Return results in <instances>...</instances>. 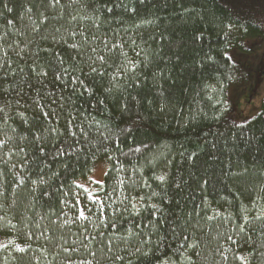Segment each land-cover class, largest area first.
I'll list each match as a JSON object with an SVG mask.
<instances>
[{"label": "trees", "instance_id": "trees-1", "mask_svg": "<svg viewBox=\"0 0 264 264\" xmlns=\"http://www.w3.org/2000/svg\"><path fill=\"white\" fill-rule=\"evenodd\" d=\"M102 40L121 47L69 98L54 54L69 67L73 43ZM262 46L264 0H0V264H264V102L250 120L234 106V55ZM49 94L64 107L39 108ZM69 113L87 135L53 158L65 136L46 129ZM99 162L104 216L76 187Z\"/></svg>", "mask_w": 264, "mask_h": 264}, {"label": "snow or ice", "instance_id": "snow-or-ice-1", "mask_svg": "<svg viewBox=\"0 0 264 264\" xmlns=\"http://www.w3.org/2000/svg\"><path fill=\"white\" fill-rule=\"evenodd\" d=\"M73 3L76 2V0H72ZM141 2H143V0H141ZM61 0H48V4L51 7H55L56 5L60 4ZM6 7V5H5ZM9 11H11V9H9ZM107 11H112V9H107ZM43 15V14H42ZM54 18V17H53ZM45 20H47V17L44 18ZM10 23V21H9ZM74 35V33H73ZM102 44H103V49H100L98 47H91V48H83L81 44L79 43H73L71 45V47L73 49L76 50V54L77 56L80 57L79 60H76L75 58H73V62L72 64L69 65V67H64L66 60L65 58L60 55L59 53H55L54 55L56 56V65H50V70L52 71V75H53V80L54 81H59L61 82V84L64 87H68L71 86L72 87V92L69 94V98L72 95H76L77 93H79L80 95H83L84 93H89L91 94V90L87 87V85L84 83L83 80L80 79V76H72V73H75L77 71H79L80 73H84L85 68L88 69V72L86 73V75H91L92 73H98L103 75V73H100L99 68L97 67V62H100L101 65H104L107 63L106 61V55L105 54H101L103 52L104 49L108 50V53H110L112 51V48H119L121 47L118 44H114L112 46L109 45V42L107 40H102ZM126 55V54H125ZM86 57V59H85ZM6 64L7 62L4 61L3 63H0V71H3L5 73V76L7 75V71L8 69L6 68ZM123 66V65H121ZM30 70L31 73L35 75L37 83L43 85L46 81V78L49 75V71L44 70L43 68H40L39 70L37 69V67L35 66V64L30 65ZM4 77H0V82H3ZM113 79H115V77H113ZM83 89V92L80 91V89ZM2 91L7 92V89H2ZM40 93L37 92V96H39ZM50 96H53V98L47 102L44 105H41L39 100H35L34 102L37 104V106L41 109L45 108V107H49L51 108V106L55 105L59 108H63L64 104L62 103L64 101V97L61 95L60 100L58 101L57 99L54 98V94H49ZM4 109L3 107H0V112H3ZM42 118H48L50 121L55 119L57 122L59 121V115L57 114L55 109H52V111H44L42 112ZM76 117L73 116L71 113H69L68 118H67V122L64 125V132H60V130L56 127H50L48 129H46V131L49 132L50 135H53V137L55 138V134L59 133L60 135H64L65 139L63 141V143L58 146L55 147V153H54V157H64V156H68L71 157L73 155L76 154V152L79 151V144H80V140L78 139L79 136L81 135H87L84 130L82 129V127L80 125H74V121H75ZM74 127H81V131L78 133L76 131L73 130ZM35 140L37 142H40L42 140V137L39 135L35 136ZM3 147V143L0 142V148ZM41 154H42V158L43 159H47V154L44 152V148L41 147L40 149ZM137 151H139V149H137ZM2 159V158H0ZM65 167H67V164H65ZM2 174V173H0ZM105 175H108V173L106 172ZM159 180L164 181L165 177L164 176H160L158 177ZM93 183H97L99 185H103L102 181H93ZM122 183V182H121ZM183 181L177 183V188H181ZM77 188H83V185L77 184L76 185ZM84 192L88 194L89 198L92 199L93 204L97 205V210L100 212L101 216H104V204L102 201H99L96 199V197L89 191V189L84 188ZM80 203L79 199L76 200V204L78 205ZM153 208H158L157 205H153ZM89 211H91V209H89ZM219 215V214H218ZM77 220H81V221H87L90 220L91 218L89 216H87L85 214V210L83 208L79 209V214L76 216ZM106 219V217H105ZM209 219H211V217H209ZM159 223V222H158ZM187 239V238H186ZM21 251H23V249H21ZM119 259V257H117Z\"/></svg>", "mask_w": 264, "mask_h": 264}, {"label": "rangeland", "instance_id": "rangeland-1", "mask_svg": "<svg viewBox=\"0 0 264 264\" xmlns=\"http://www.w3.org/2000/svg\"><path fill=\"white\" fill-rule=\"evenodd\" d=\"M234 56L236 63L247 77L243 80L237 95H234V106L241 120H250L259 113L264 102V46L253 53H236ZM106 171L107 164L99 162L90 176L80 180L78 184L94 194L99 184L93 181L104 182Z\"/></svg>", "mask_w": 264, "mask_h": 264}]
</instances>
